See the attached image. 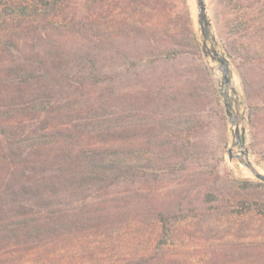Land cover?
Instances as JSON below:
<instances>
[{
  "label": "rangeland",
  "instance_id": "obj_1",
  "mask_svg": "<svg viewBox=\"0 0 264 264\" xmlns=\"http://www.w3.org/2000/svg\"><path fill=\"white\" fill-rule=\"evenodd\" d=\"M27 1L29 18L8 21L7 33L82 22L96 40L108 34L105 44L93 43L88 49L96 70L107 75L98 86L103 90L96 91L97 101L113 116L122 112L126 123L147 127L124 141L126 160L141 167L138 187L157 192L159 205L196 208L186 217L178 213L153 244L147 241L151 232L144 218L118 230H102L70 248L97 246L104 255L116 256L157 245L183 256V264H264V243L260 254L253 249L238 252L236 245L239 239H264L261 212L244 209V201L264 208V182L243 163L249 161L264 173V133L257 135L254 146L248 121L253 112L264 117V0H203L209 20L206 53L196 0H69L46 18L32 15L34 8L46 9L41 1ZM187 42L194 46L190 53L161 55ZM67 44L72 52L87 47L77 38ZM230 47L237 52L230 53ZM213 49L226 60L228 83ZM65 68L73 73L77 69L71 61ZM42 92L64 89L44 78L0 86V97L14 101L18 95ZM121 94L122 101L117 99ZM225 94L236 120L226 113ZM133 95L138 103L133 104ZM254 105L259 108L252 112ZM236 124L245 129L246 154L237 143Z\"/></svg>",
  "mask_w": 264,
  "mask_h": 264
},
{
  "label": "trees",
  "instance_id": "obj_2",
  "mask_svg": "<svg viewBox=\"0 0 264 264\" xmlns=\"http://www.w3.org/2000/svg\"><path fill=\"white\" fill-rule=\"evenodd\" d=\"M39 1L46 9L34 8L32 15L46 18L69 0ZM26 3L0 0V86L44 78L64 92L18 95V101L0 97V264H183V256L157 245L116 256L104 255L97 246L70 248L102 230H118L144 218L151 232L147 241L153 244L178 213L186 217L196 208L159 205L157 192L138 187L141 167L126 160L124 141L147 127L126 123L122 112L113 116L97 101L96 91L103 90L98 86L107 75L96 70L88 49L93 43L105 44L108 34L96 40L82 22L7 33L8 21L29 18ZM68 38L84 41V52H72ZM180 45L184 48L161 55H184L194 47ZM236 52L230 47V53ZM70 61L77 68L74 73L65 68ZM117 99L122 101V94ZM135 103L138 97L133 95ZM258 108L252 106V112ZM248 121L255 146L257 135L264 133V117L253 112ZM244 204L247 212L256 208L264 218L257 202ZM262 243L264 239H239L237 251L260 254Z\"/></svg>",
  "mask_w": 264,
  "mask_h": 264
},
{
  "label": "water",
  "instance_id": "obj_3",
  "mask_svg": "<svg viewBox=\"0 0 264 264\" xmlns=\"http://www.w3.org/2000/svg\"><path fill=\"white\" fill-rule=\"evenodd\" d=\"M196 4H197V24H198V27L200 28V30L202 32V35H203L202 49L206 53L208 51V48L206 46V37H207V32H208L207 26L209 25V20L207 19L204 1L203 0H196ZM211 51L213 53V57L216 58L221 63V65L223 66V68H224V74H223L224 82L228 83L229 77L226 73V68H225L226 60H225V58L219 56V53L215 49H213ZM224 105L226 107V113L228 114V116H230L233 120H236L237 117H236V115H234L232 113V111L230 109L231 104H230L226 94L224 96ZM235 135L237 136V143L241 147L240 148L241 153L246 154L247 153V147L245 146V129L240 128L239 125L236 124ZM228 153H229V156L231 158L232 149H229ZM243 163L251 170V172L254 174V176L256 178H258L259 180L264 182V173L257 171L256 168L249 161H243Z\"/></svg>",
  "mask_w": 264,
  "mask_h": 264
}]
</instances>
